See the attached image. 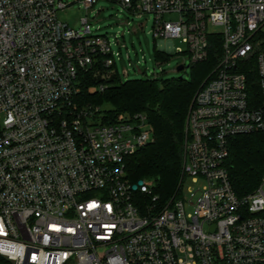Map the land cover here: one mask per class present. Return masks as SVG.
<instances>
[{
  "label": "built area",
  "instance_id": "obj_1",
  "mask_svg": "<svg viewBox=\"0 0 264 264\" xmlns=\"http://www.w3.org/2000/svg\"><path fill=\"white\" fill-rule=\"evenodd\" d=\"M107 1L152 14L160 51L181 40L191 64L222 40L188 113L183 181L162 204L128 178L154 142L145 114L74 107L82 71L118 70L107 37L59 21L62 1L0 0V264H264V180L239 197L226 167L231 138L264 133V0Z\"/></svg>",
  "mask_w": 264,
  "mask_h": 264
},
{
  "label": "trees",
  "instance_id": "obj_2",
  "mask_svg": "<svg viewBox=\"0 0 264 264\" xmlns=\"http://www.w3.org/2000/svg\"><path fill=\"white\" fill-rule=\"evenodd\" d=\"M221 57L222 40L215 37L210 40L207 59L191 64L190 81L156 78L123 82L116 68L106 69L100 62L79 75L74 107L100 106L106 121L122 113L147 116L154 142L127 157L126 173L132 182L152 180L154 195L162 204L176 196L183 181L188 113ZM155 59L166 62L170 55L156 50ZM105 105L109 107L104 109ZM226 167L236 194H253L264 180V133L231 138Z\"/></svg>",
  "mask_w": 264,
  "mask_h": 264
},
{
  "label": "rangeland",
  "instance_id": "obj_3",
  "mask_svg": "<svg viewBox=\"0 0 264 264\" xmlns=\"http://www.w3.org/2000/svg\"><path fill=\"white\" fill-rule=\"evenodd\" d=\"M58 1L67 5V8L58 11L59 21L80 31L83 28L82 20L87 18L92 35L109 39L123 82L156 78L191 80V60L186 53L187 45L181 40L173 41V52H168L169 60L158 62L155 59L156 50H161L162 47L168 51V42L155 38V19L152 14L132 13L107 0H100L91 9H87L82 0H56ZM166 19L174 21L176 16L168 15ZM182 65L185 70L178 72L177 68ZM145 70L147 74L144 73ZM108 107L105 105L103 108ZM184 195L189 197L187 187Z\"/></svg>",
  "mask_w": 264,
  "mask_h": 264
},
{
  "label": "water",
  "instance_id": "obj_4",
  "mask_svg": "<svg viewBox=\"0 0 264 264\" xmlns=\"http://www.w3.org/2000/svg\"><path fill=\"white\" fill-rule=\"evenodd\" d=\"M183 70H184V66H183V65H182V66H179V67L177 68V71H178V72H182ZM144 73L146 74L147 71L145 70Z\"/></svg>",
  "mask_w": 264,
  "mask_h": 264
}]
</instances>
